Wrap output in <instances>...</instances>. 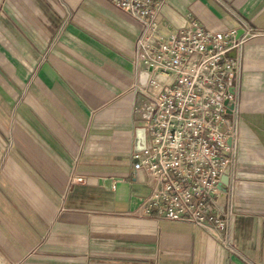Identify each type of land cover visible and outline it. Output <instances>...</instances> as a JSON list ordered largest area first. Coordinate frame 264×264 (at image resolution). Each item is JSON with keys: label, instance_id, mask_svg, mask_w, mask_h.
<instances>
[{"label": "crops", "instance_id": "obj_1", "mask_svg": "<svg viewBox=\"0 0 264 264\" xmlns=\"http://www.w3.org/2000/svg\"><path fill=\"white\" fill-rule=\"evenodd\" d=\"M240 17L256 33L241 52L231 251L142 211L137 22L109 0H0V264H264V0H163L159 20L225 30Z\"/></svg>", "mask_w": 264, "mask_h": 264}, {"label": "built area", "instance_id": "obj_2", "mask_svg": "<svg viewBox=\"0 0 264 264\" xmlns=\"http://www.w3.org/2000/svg\"><path fill=\"white\" fill-rule=\"evenodd\" d=\"M109 1L139 26L132 54L137 94L132 112L137 128H144L145 144L131 159L133 170L150 185L142 211L211 229L232 251L231 218L246 196L237 173L241 52L256 32L242 17L237 27L225 30L194 20L164 30L163 0Z\"/></svg>", "mask_w": 264, "mask_h": 264}, {"label": "water", "instance_id": "obj_3", "mask_svg": "<svg viewBox=\"0 0 264 264\" xmlns=\"http://www.w3.org/2000/svg\"><path fill=\"white\" fill-rule=\"evenodd\" d=\"M237 34L240 35L241 34V30H238ZM144 144H145V131H144V128L139 127L135 131L134 151L139 150L140 149V145H142L141 147H143ZM219 202L223 203V195H221L219 197Z\"/></svg>", "mask_w": 264, "mask_h": 264}]
</instances>
